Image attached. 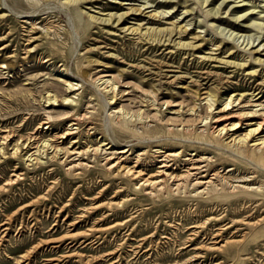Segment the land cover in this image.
<instances>
[{"label": "rangeland", "instance_id": "374dc122", "mask_svg": "<svg viewBox=\"0 0 264 264\" xmlns=\"http://www.w3.org/2000/svg\"><path fill=\"white\" fill-rule=\"evenodd\" d=\"M222 2L0 0V143L9 131L12 146L38 136V144L50 140L70 150L105 136L133 145L137 155L140 142L176 140L186 156L205 149L218 158L231 186L249 187L227 203L175 193L154 200L98 162L75 174L61 161L27 168L21 159L0 157V264H264V173L229 146L232 139L220 143L211 135L214 118L264 114V48H252L264 44V0ZM220 5L221 13L214 9ZM124 14L120 27L102 22ZM175 26L187 32L172 35ZM64 71L80 89L70 95L77 106L65 105ZM212 89L238 98L235 108L209 109ZM53 96L58 102L49 107ZM122 109L127 119L141 115L150 133L141 122L139 136L124 137L115 113ZM79 114L92 119L62 140ZM45 122L51 130L39 129ZM90 131L98 136L88 138ZM252 172L255 183H243ZM13 174L21 180L8 185Z\"/></svg>", "mask_w": 264, "mask_h": 264}, {"label": "bare ground", "instance_id": "6f19581e", "mask_svg": "<svg viewBox=\"0 0 264 264\" xmlns=\"http://www.w3.org/2000/svg\"><path fill=\"white\" fill-rule=\"evenodd\" d=\"M88 1L89 0H76V3L80 4ZM209 1L210 0H206L207 3ZM226 1L227 0H223L222 5L223 3L225 4ZM68 3L72 4L73 2H68ZM115 4H120V3L115 2ZM222 5L214 9L217 12H220ZM214 15L216 14L214 13ZM125 16L126 14L120 16L111 15L108 19L102 20V22L111 25H117V27H120L124 25ZM26 18H30V17H26ZM88 18L96 22L98 20V19L96 20L92 16H88ZM31 19H33V17ZM182 30L183 29L175 26V29H172V35L175 33L176 35L177 34L182 35L187 32V29L185 30V32H182ZM137 31H139V29H137ZM199 38L200 37L196 36L195 39H199ZM258 38L259 37H257V39ZM158 40H160L161 42V39ZM262 43L263 41L256 46H255L256 43L252 45V48H259L253 53L259 54L261 48H264V44ZM249 44L251 45V43ZM177 45L179 47L181 46V49H187V48L194 49V46L191 43H187V44L180 43ZM254 61L261 62L262 60L254 59ZM88 63L93 65L94 61H89ZM226 64L234 65V67L240 69L244 67V65L236 64L235 62H226ZM11 66L12 65L10 64L3 68L8 69ZM84 75H86V73ZM68 76L69 73L64 71L62 75V79L67 81V83L65 82L66 83L65 86L67 87L66 92L68 93V96L64 98V102L65 105L68 106L72 104L77 106L79 102H77L76 100L78 99H75L74 98L75 96L73 97L70 95H76L75 92L79 91L80 89H76L77 86L71 83L70 77ZM208 91H209L208 106L209 109L211 110H213V107H215L216 104H221L224 107L225 111H229V110L231 111L233 110V108H235L233 105L237 103V101L239 100L238 98L234 99L233 96L230 97L228 96L226 99L221 98L218 94L217 89H212ZM116 96L117 95L111 97L110 99L111 103H109L110 105L116 103L114 102ZM56 102H58V100L57 97L55 96L49 97L46 100V103L50 104L49 107H53V106L55 107ZM230 107H232V109ZM115 113L116 115H118V118H121L120 121L116 123L118 125V128L116 127V124H114L112 121L111 124H113L114 127L119 129L121 134L124 135V137L130 136L131 138H134L139 136V133L135 129V126L136 123H141V122L143 123L144 120L141 115H138V117L135 118L129 117V119H127L130 114L126 113L123 109L116 111ZM87 116H89V118H87ZM85 119L86 120L92 119V115L82 114L81 116L79 114L73 120H71L72 123L70 125L71 128L68 129L61 136V139L64 140L65 138H70L72 136L79 134L76 130H79L81 123ZM207 120H209V118L205 119L206 123L209 122ZM214 120L215 121L211 127L212 128L211 135L213 137H216L220 143L222 142L224 143L225 141L232 139L229 146L233 147V149H235V152H237L241 156H243L244 154H249L248 156L252 163L251 165H253V169H257L259 170V172L264 173V114L258 115V111H253L252 113H248V114L231 113L222 118H214ZM133 125L134 128H131V126ZM42 126L43 127H40L39 129H42L43 131L51 130L49 122L43 123ZM147 127L148 126L145 125V123H143V129L145 128L144 130L150 133L148 130H146ZM242 131L243 133L245 132V134L238 135ZM91 133H92L91 131L87 133L88 138L90 139L98 136V135L95 136L94 135L95 133L92 134ZM99 135L102 136L104 135V133L101 132ZM37 137L34 136L32 138H29L27 143L22 142L19 144L18 142L12 146L14 141V135L11 132L7 131L5 133V136H3L1 139L2 142L0 143V157L2 158L6 156H11V158L21 159L27 168L44 166L47 164V162H45V160L47 159L51 160V162L61 161L60 164L66 168L64 169L67 171V173H75V174L88 170L89 168L92 167V164L98 162L102 166H104L107 172L109 173L118 172L120 175L123 174V176L129 177L130 182L132 181L137 182L136 184L137 186L135 185L134 186L135 187L139 186L141 188L140 190L147 198L154 200L161 197H169L170 194L175 193V194H185V195L189 194L191 197L205 202H222V201L226 202L231 198L229 197L230 194L239 193V190L243 188H244L243 190L249 189V187H245V186L242 187L241 185L235 187L231 186L227 178L224 175H221V173L217 169L218 166L217 164L219 162L218 158L214 156L213 157L208 156L210 154L207 150L205 149L201 150V152L199 153H203L202 155L193 154L186 156L184 155L186 151L182 150V148L180 147L181 146L180 142L178 143L175 139H174L175 141H166V140H165L166 142L157 141L150 143L147 146H145L144 143L140 142L137 145H135L137 149L138 148L140 149V152H138L137 155L136 154L134 155L132 154L134 149L131 148L133 147V145L130 144L115 145L114 143H108L107 137L105 136L101 138L100 142L98 140H96L95 142L92 141L89 143V145L82 146L83 144L80 145L77 143L70 150L56 146L55 143H53L54 141H50V140H45L41 144L40 143L38 144V142H36ZM75 143L76 142L72 143L71 145ZM11 146L13 148L11 153H9L10 152L9 148ZM195 151H197V149L196 150L194 149L193 151H191V153ZM217 154L220 156L219 158L223 157V154L221 153H217ZM61 155L65 156L63 160L60 158ZM130 157H134V158H130ZM226 158H228V156H226ZM247 175L250 176L247 178V180L243 181V183L245 182L248 183L250 182L249 184L255 183L256 173L252 172V173H248ZM13 177L14 179L8 181L7 183L8 185L15 184L16 182L18 183L21 180V175L19 174H13ZM259 189L260 187H258L256 190Z\"/></svg>", "mask_w": 264, "mask_h": 264}]
</instances>
